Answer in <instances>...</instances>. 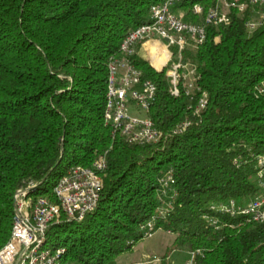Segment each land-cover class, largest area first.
I'll use <instances>...</instances> for the list:
<instances>
[{
    "label": "trees",
    "instance_id": "obj_1",
    "mask_svg": "<svg viewBox=\"0 0 264 264\" xmlns=\"http://www.w3.org/2000/svg\"><path fill=\"white\" fill-rule=\"evenodd\" d=\"M163 1L0 0V248L11 236L17 189L37 183L33 195L54 199L68 169L92 167L106 155L97 207L47 232L46 246L65 248L66 260L117 264L154 219V232L174 233V245L194 253L191 264H264V221L219 208L232 200L243 208L261 191L264 22L250 27L261 4L243 0L228 25L209 26L204 43L186 48L182 61L197 68L194 95L183 81L173 95L166 58L159 70L139 45L132 61L157 86L144 115L163 131L159 142H129L105 126L109 61ZM217 1L178 0L173 10L202 23ZM171 51L177 57L175 46ZM169 172L174 183L165 188Z\"/></svg>",
    "mask_w": 264,
    "mask_h": 264
},
{
    "label": "built area",
    "instance_id": "obj_2",
    "mask_svg": "<svg viewBox=\"0 0 264 264\" xmlns=\"http://www.w3.org/2000/svg\"><path fill=\"white\" fill-rule=\"evenodd\" d=\"M178 0H164L154 4L150 9V21L131 30L120 44V57H113L108 64V89L104 123L112 128V133L122 134L129 142L138 144L157 143L165 137L163 131L156 127L152 118L147 115H138L141 109L149 111L151 102L155 99L157 86L150 80L143 81L142 71L132 61L139 45L153 37L165 40L166 49L177 48L178 62L169 58L170 69L167 76L170 78L173 95L180 93V82L183 81L186 93L196 90L197 73L193 67L195 80L187 82L182 74V67L187 64L182 61L183 53L190 43L202 44L207 38L209 26L228 25L233 10H243L246 4L243 0H218L205 14L204 22L193 23L183 19V15L173 10ZM252 4H261L264 0H250ZM194 13L202 14L204 7L196 4ZM264 11V10H263ZM264 22L256 23L252 20L251 29ZM167 39V40H166ZM194 65V64H193ZM264 92V84L260 88ZM206 104V94L200 100L196 111L200 112ZM135 107L136 110H131ZM189 121L178 126L176 132H182ZM264 165V156L260 159ZM107 167L106 155L100 156L92 165L72 166L60 178L53 188L54 199L44 195H33L31 191L37 183L31 182L26 187L16 190L14 195V216L10 239L0 248V264H80L66 260L65 248L52 249L46 246L47 232L50 226L59 221H81L98 205L101 190L104 185L103 171ZM174 183L171 172L163 178L162 184L170 188ZM261 191L251 198L243 207H237L232 200L220 205V209L227 213L241 211L249 214L254 221H264V168L259 170ZM154 219L141 225L144 238L154 233ZM191 261L194 253H191Z\"/></svg>",
    "mask_w": 264,
    "mask_h": 264
},
{
    "label": "crops",
    "instance_id": "obj_3",
    "mask_svg": "<svg viewBox=\"0 0 264 264\" xmlns=\"http://www.w3.org/2000/svg\"><path fill=\"white\" fill-rule=\"evenodd\" d=\"M149 41H146L139 47L138 53L142 57L150 61V63L154 67L161 70L163 67L158 68L157 64L158 61H160V57L162 56V54L160 50L154 48L156 46L153 45L158 44L160 46L161 43H165V40L158 37H153ZM170 57L171 54L169 52V56L166 59L165 63L169 60ZM175 238L176 235L174 233L163 229H158L153 233L151 237H149L148 241H146L145 243H143V245L137 247L135 251H133L130 256L132 257V260L134 262H130V264H163L165 262L163 258H171V253H169V250L174 251V248L171 249L170 246L173 245ZM173 262L174 260H172V263ZM117 264L121 263L117 261Z\"/></svg>",
    "mask_w": 264,
    "mask_h": 264
},
{
    "label": "rangeland",
    "instance_id": "obj_4",
    "mask_svg": "<svg viewBox=\"0 0 264 264\" xmlns=\"http://www.w3.org/2000/svg\"><path fill=\"white\" fill-rule=\"evenodd\" d=\"M184 13L185 12L182 11V12H179L177 14L183 15ZM263 16H264V11L263 10L262 11H256L255 14H254V16H253V21H255L256 23H260L263 20ZM149 42H151V41H149ZM161 47H165L166 48V44L165 43H161L160 44V48ZM159 50H160L161 54H163V51L161 49H159ZM167 51H169L170 54H171V57H170L171 61H170V63L172 61H175V62L177 61L178 62V58L173 55L171 49H168ZM170 63H168V61H167L164 66H166V65H168ZM195 66L196 65L195 64L193 65V63H188L186 67H182V74L185 75L184 76V79L187 82H192V81L195 80V76H194L195 73L193 72V67L195 68ZM131 110H136V108L135 107H131ZM138 112L139 113H137V114L138 115H141V116H144V114H145V112H144L143 109H141ZM148 239H149V237L142 238L140 241H138L133 246V248L131 250L125 251L122 254H120L116 258V262L119 261L121 264H130V262H134L132 260V257L130 255L133 253V251H135V249L137 247H140L141 245H143V243H145L146 241H148ZM175 246H174V243H173V245L170 246L171 249L174 248V251L169 250V253H171L170 254L171 255V258L170 259L163 258V260H165V262L163 264H190V261H191V257L192 256H191V252L189 251V249L187 247H178V246L175 247ZM172 260H174L173 263H172ZM155 264H158V263H155Z\"/></svg>",
    "mask_w": 264,
    "mask_h": 264
},
{
    "label": "bare ground",
    "instance_id": "obj_5",
    "mask_svg": "<svg viewBox=\"0 0 264 264\" xmlns=\"http://www.w3.org/2000/svg\"><path fill=\"white\" fill-rule=\"evenodd\" d=\"M153 46H156V47H154V48H156L157 50H159V49H161L162 51H163V54H162V56L160 57V58H168V56H169V52L166 50V48L165 47H161L160 48V46L158 45V44H154ZM153 48V49H154ZM156 50V51H157Z\"/></svg>",
    "mask_w": 264,
    "mask_h": 264
},
{
    "label": "water",
    "instance_id": "obj_6",
    "mask_svg": "<svg viewBox=\"0 0 264 264\" xmlns=\"http://www.w3.org/2000/svg\"><path fill=\"white\" fill-rule=\"evenodd\" d=\"M167 40V39H166Z\"/></svg>",
    "mask_w": 264,
    "mask_h": 264
}]
</instances>
